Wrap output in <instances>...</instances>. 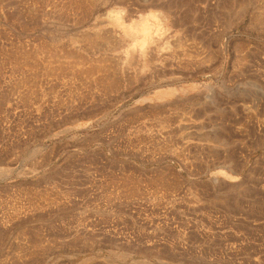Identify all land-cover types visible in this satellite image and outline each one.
<instances>
[{
  "label": "rangeland",
  "instance_id": "obj_1",
  "mask_svg": "<svg viewBox=\"0 0 264 264\" xmlns=\"http://www.w3.org/2000/svg\"><path fill=\"white\" fill-rule=\"evenodd\" d=\"M0 264H264V0H0Z\"/></svg>",
  "mask_w": 264,
  "mask_h": 264
}]
</instances>
